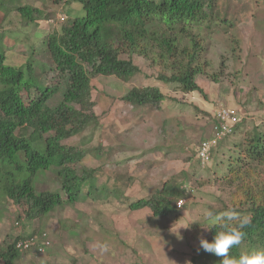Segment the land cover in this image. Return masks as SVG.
Segmentation results:
<instances>
[{"label":"rangeland","instance_id":"obj_1","mask_svg":"<svg viewBox=\"0 0 264 264\" xmlns=\"http://www.w3.org/2000/svg\"><path fill=\"white\" fill-rule=\"evenodd\" d=\"M236 3L244 13L231 30L232 35L216 32L213 23L202 29L207 75L218 76L217 83L197 78L202 94L182 93L174 84L157 81L156 76L163 70L137 56L131 60L139 72L127 82L90 74L98 124L62 144L87 152L84 161L95 169L93 180L83 183L77 201H69L51 170L37 173L35 191L57 193L61 198V204L40 220H25L22 212L27 205L16 206L0 198V248L17 236L46 233L50 246L43 252L31 249L22 253L18 264H190L198 254V238H208V231L201 228L206 226L200 218L201 209L211 208L216 213L230 207L240 210L233 200L235 184L223 179L229 155L236 154L229 150L245 132L257 125L261 128L264 123V5L254 4L253 0H231L229 14L235 12L232 6ZM22 4L38 9L42 15L34 25L25 24L12 12L3 19L0 52L10 66L25 65L31 57L38 86L57 89L45 104L53 108L61 101L64 75L54 69L41 40L59 31V18L81 17L83 11L79 4L68 0H22ZM52 21L59 22L51 25ZM233 36L238 46L235 44L231 52ZM120 58L127 56L121 54ZM144 86L156 87L167 97L160 107H132L120 100L131 88ZM34 94L33 88L24 90V102L28 103ZM220 103L238 110L239 128L215 146L202 168L196 147L211 133L212 112ZM26 133L23 128L15 131L19 136ZM164 183L180 185L182 209L177 210L175 205V212L161 218L153 217L147 208L130 209L134 202L154 195ZM191 223L188 229L180 228ZM177 228L182 240L171 233ZM97 243L106 244L108 251L101 254L94 247ZM204 263L213 264L206 258L198 262Z\"/></svg>","mask_w":264,"mask_h":264},{"label":"trees","instance_id":"obj_2","mask_svg":"<svg viewBox=\"0 0 264 264\" xmlns=\"http://www.w3.org/2000/svg\"><path fill=\"white\" fill-rule=\"evenodd\" d=\"M70 2L81 6L83 16L59 18L62 24L59 31L41 40L54 69L64 75V91L55 107L45 104L57 89L38 86L33 78L31 57L25 60V65L10 66L0 52V198L16 206L27 205L22 212L27 221L40 220L61 204L57 193L35 191L37 173L51 170L69 201H77L83 183L93 180L95 169L84 161L87 152L81 147L62 144L98 124V117L93 113L90 74L114 76L127 82L139 72L131 60L137 56L163 70L156 76L157 81L174 84L182 93L202 94L196 83L198 77L218 82L217 75H207L209 64L202 57V29H208L213 23L216 32L232 35L231 30L244 13L243 7L239 9L236 3L232 6L235 12L229 14L231 0H68ZM253 3L264 5V0H253ZM11 12L28 25H34L42 15L38 9L22 4V0H0V22ZM56 22L59 21L50 24ZM235 44L238 46V40L233 36L231 52ZM121 54L127 59H121ZM30 88L35 94L25 103L22 92ZM166 98L160 89L144 86L131 88L120 100L132 107L158 108ZM238 126L217 145L234 134ZM258 127L245 132L242 139L233 144L229 151L236 154L229 155L223 175L227 184H235L233 200L240 209L238 212L251 217V224L244 229L245 237L230 249V255L237 258L243 254L242 250L249 253L253 247L264 251V123ZM18 128L28 133L16 135ZM245 134L248 136L244 137ZM213 150L216 148L211 150L210 156ZM240 151L244 155L240 156ZM182 193L180 185L164 183L154 195L134 202L130 209L147 208L155 218L167 217L175 212V202ZM40 234L17 236L1 247L0 264H18L22 253L27 251H20L17 242ZM214 235L215 229L208 231L206 240L211 242ZM201 258L213 264H220L221 260L198 248L190 264H198Z\"/></svg>","mask_w":264,"mask_h":264},{"label":"clouds","instance_id":"obj_3","mask_svg":"<svg viewBox=\"0 0 264 264\" xmlns=\"http://www.w3.org/2000/svg\"><path fill=\"white\" fill-rule=\"evenodd\" d=\"M200 218L206 225L201 228L205 231L215 229V235L211 242L203 237H199V249L220 257V264H264V251L254 250L241 254L238 258L230 255V249L239 245L246 235L244 229L251 224V217L249 215L241 214L231 207L219 213L214 212L211 208H203L201 209ZM192 224L180 228L188 229ZM180 228H177L175 232L170 231L178 240L183 239L178 231ZM94 247L101 254L108 251L106 244L97 243Z\"/></svg>","mask_w":264,"mask_h":264},{"label":"built area","instance_id":"obj_4","mask_svg":"<svg viewBox=\"0 0 264 264\" xmlns=\"http://www.w3.org/2000/svg\"><path fill=\"white\" fill-rule=\"evenodd\" d=\"M213 124L212 135L210 138L200 141L196 157L199 165L203 168L206 166L210 159L211 150L228 134H231L234 126L240 123V116L238 110L233 107H227L223 104H216L212 112ZM184 204L183 199L176 201V209H182ZM32 246H35L36 251L43 252L50 246V241L46 233L25 238L17 242L16 247L20 251H28Z\"/></svg>","mask_w":264,"mask_h":264},{"label":"crops","instance_id":"obj_5","mask_svg":"<svg viewBox=\"0 0 264 264\" xmlns=\"http://www.w3.org/2000/svg\"><path fill=\"white\" fill-rule=\"evenodd\" d=\"M220 104H222V103H220ZM226 106V105H225ZM227 107H231V106H227ZM234 108V107H233ZM212 121H214L213 120V115H212ZM211 135H212V126H211V133L208 135V136H206L204 139H202V140H205V139H208V138H210L211 137ZM201 140V141H202ZM142 210V209H141Z\"/></svg>","mask_w":264,"mask_h":264}]
</instances>
